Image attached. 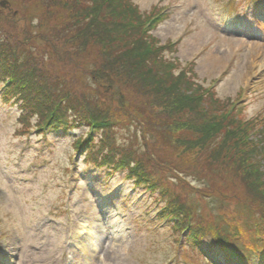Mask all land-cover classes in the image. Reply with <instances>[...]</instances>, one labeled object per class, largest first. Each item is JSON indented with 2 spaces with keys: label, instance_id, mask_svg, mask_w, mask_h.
<instances>
[{
  "label": "trees",
  "instance_id": "obj_1",
  "mask_svg": "<svg viewBox=\"0 0 264 264\" xmlns=\"http://www.w3.org/2000/svg\"><path fill=\"white\" fill-rule=\"evenodd\" d=\"M1 1V102L20 113L16 137L38 127L76 132L91 121L99 136L81 135L74 148L88 146L97 166L125 167L136 184L159 189L161 216L176 219L175 242L189 230L184 253L210 264L204 240L224 251L246 230L260 244L249 250L264 264V224L241 223L245 210L264 222V112L228 113L232 100L198 83L194 61L169 57L176 47L160 46L155 24L146 27L162 8L144 13L133 0ZM124 131L133 135L121 144Z\"/></svg>",
  "mask_w": 264,
  "mask_h": 264
},
{
  "label": "rangeland",
  "instance_id": "obj_2",
  "mask_svg": "<svg viewBox=\"0 0 264 264\" xmlns=\"http://www.w3.org/2000/svg\"><path fill=\"white\" fill-rule=\"evenodd\" d=\"M133 2L144 13L156 6L167 8L168 16L150 32L161 43L175 42L172 56L181 63L195 60L193 71L199 84L207 87L212 83L215 86L212 89L222 100L235 101L245 90L251 94L245 106L247 116L253 117L263 109L264 77L263 80L260 77L264 75V40L254 41L222 31L220 23L226 10L220 9L226 0ZM10 7L19 9L13 4ZM29 14L37 25L39 11L33 9ZM19 114L16 106L0 102V253L8 264H60L63 242L70 229H83L87 234L82 251H88L89 257H80L78 264H167L169 259H174L170 229L162 222L151 223L156 209L146 212L148 205H157L151 204L152 193L138 188L130 192L134 183L115 174L106 183L119 182L121 192L119 200L111 201L107 191L110 186L104 184L101 190L105 170L97 171L92 165L82 164L84 177L76 194H71L69 205L64 194L69 180L66 169L74 152L73 136L51 135L41 151L38 136H30V144L27 138L16 137L17 129L22 127ZM120 133L121 144L122 139L127 141L133 135L128 131ZM17 160L26 165L24 174L20 169L23 165ZM94 171L99 173L97 179ZM215 206V203L210 206L213 211ZM62 210V217L55 218V222L47 220L55 212L61 216ZM244 213L241 218L244 227L252 230L258 224L263 228L264 222L257 223L246 210ZM222 228L228 231V226ZM239 234L243 239L236 245L245 257L256 258L248 247L259 246V242L253 237L250 242L246 230ZM205 247L211 257L218 259L217 264H223L222 255H216L217 249L211 242L206 241Z\"/></svg>",
  "mask_w": 264,
  "mask_h": 264
},
{
  "label": "water",
  "instance_id": "obj_3",
  "mask_svg": "<svg viewBox=\"0 0 264 264\" xmlns=\"http://www.w3.org/2000/svg\"><path fill=\"white\" fill-rule=\"evenodd\" d=\"M4 3H5L4 1H3V2H1V4H2V5H4Z\"/></svg>",
  "mask_w": 264,
  "mask_h": 264
}]
</instances>
